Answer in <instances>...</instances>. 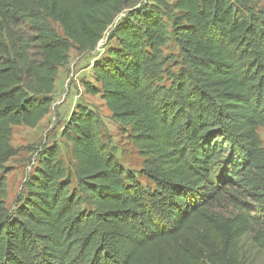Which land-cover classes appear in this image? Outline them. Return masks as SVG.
<instances>
[{
	"label": "trees",
	"instance_id": "16d2710c",
	"mask_svg": "<svg viewBox=\"0 0 264 264\" xmlns=\"http://www.w3.org/2000/svg\"><path fill=\"white\" fill-rule=\"evenodd\" d=\"M257 1L0 0V264H247L246 239L264 252ZM101 42L84 87L130 131L147 183L78 104L62 133L70 164L58 144L38 148L8 207L13 126L48 116L71 50Z\"/></svg>",
	"mask_w": 264,
	"mask_h": 264
},
{
	"label": "rangeland",
	"instance_id": "374dc122",
	"mask_svg": "<svg viewBox=\"0 0 264 264\" xmlns=\"http://www.w3.org/2000/svg\"><path fill=\"white\" fill-rule=\"evenodd\" d=\"M258 6L264 7V0H258ZM54 27L61 31L58 24ZM34 30H29V35H34ZM103 42L96 52L79 53L76 49L71 50L70 61L66 66L61 67L56 80L55 91L53 93L52 111L36 127L25 125L13 126L12 145L20 150L19 154L12 158L7 166L10 172L7 175V206L15 208L16 199L22 195L23 184L32 168L36 164V154L38 148L44 145L56 143L62 149V157L66 164L71 162V151L67 146L62 133L76 105H89L97 110L105 122V140L116 148V156L128 170H133L140 176L142 157L138 149L134 146L130 131L116 123L112 118V113L106 106L100 95H92L86 92L84 83L93 81V58L102 51ZM165 54H174L178 57L179 48L172 40L168 47L164 49ZM36 53V52H34ZM176 65L173 70H177ZM169 85L170 79L165 81ZM262 144L264 145V129H259ZM143 183H147L140 176ZM256 212V211H255ZM244 244L251 248L252 254L247 264H264V252L256 246L252 247L250 240L246 239Z\"/></svg>",
	"mask_w": 264,
	"mask_h": 264
}]
</instances>
